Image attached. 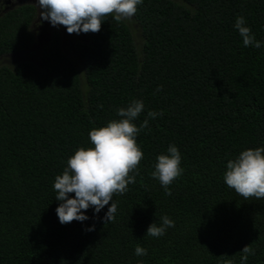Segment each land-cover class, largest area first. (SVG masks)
<instances>
[{"label": "trees", "instance_id": "trees-1", "mask_svg": "<svg viewBox=\"0 0 264 264\" xmlns=\"http://www.w3.org/2000/svg\"><path fill=\"white\" fill-rule=\"evenodd\" d=\"M36 14L33 5L0 8V264H240L249 244L247 264H264V199L245 200L223 180L230 159L264 146V0H143L140 43L109 16L74 57L57 32L38 61L3 63L34 48ZM238 15L261 48L244 46ZM132 99L145 105L137 126L150 110L163 115L136 137L140 174L114 195L115 220L103 219L110 201L61 224L55 176ZM172 144L184 171L166 195L151 172ZM164 215L174 227L146 236ZM137 245L148 254L135 255Z\"/></svg>", "mask_w": 264, "mask_h": 264}, {"label": "clouds", "instance_id": "clouds-1", "mask_svg": "<svg viewBox=\"0 0 264 264\" xmlns=\"http://www.w3.org/2000/svg\"><path fill=\"white\" fill-rule=\"evenodd\" d=\"M42 10L40 16L51 25H63L69 34L99 32L102 22L112 16L116 22L131 19L137 6L143 0H38ZM244 46L262 47L244 16L238 15L234 24ZM158 86L156 91H162ZM141 99H132L126 107L117 109L119 119H111L102 127H93L89 132L91 146L79 147L67 159L62 174L55 176L53 188L55 199L61 203L56 208L61 224L89 219L86 211L92 207L99 213L106 205H111L104 216L105 225L115 220L118 202L114 195L128 192V185L136 182L143 151L137 143V135L148 128L149 119H155L162 112L150 110L140 126L134 121L144 110ZM181 152L175 145H169L167 154L156 157L151 176L159 181L166 195H171L170 185L183 174ZM224 183L245 200L255 197L264 199V146L247 148L234 159H230L223 174ZM74 193V196H70ZM174 221L167 215L149 225L146 236H163ZM87 231L94 230V225ZM240 264H247L249 255H255L251 244L243 247ZM147 249L137 245L135 255H147ZM143 264V262H139ZM220 264H234V260L221 257Z\"/></svg>", "mask_w": 264, "mask_h": 264}, {"label": "rangeland", "instance_id": "rangeland-1", "mask_svg": "<svg viewBox=\"0 0 264 264\" xmlns=\"http://www.w3.org/2000/svg\"><path fill=\"white\" fill-rule=\"evenodd\" d=\"M126 21L131 26L137 42L140 43L141 42L140 27L135 17L133 16L131 19H126ZM58 27L61 28L62 37L64 38V47L66 51L69 53V55L74 57L76 55L75 45L77 44V41H86L88 38L87 35L83 32H80L79 34L77 33L69 34L67 32V28L63 25H59V26L50 25L47 27V31H51L50 28H53L52 31L55 32L56 28ZM39 52H40V47L35 46L29 51L18 52L14 55L6 56L1 60L3 63H7V64H14L20 60L38 61Z\"/></svg>", "mask_w": 264, "mask_h": 264}, {"label": "flooded vegetation", "instance_id": "flooded-vegetation-1", "mask_svg": "<svg viewBox=\"0 0 264 264\" xmlns=\"http://www.w3.org/2000/svg\"><path fill=\"white\" fill-rule=\"evenodd\" d=\"M38 0H1L0 1V8L1 10L5 11L17 6H23V5H33L36 8V17L33 19L32 23H31V30L34 32L35 36H36V43L34 44L35 46L40 47V49L47 44L52 36L55 33H61V28H56L55 32L52 31L53 28H50V30L52 31H47V27L51 25L50 21H45L42 19V17L40 16V12L42 11L39 8L38 5ZM64 39V38H63Z\"/></svg>", "mask_w": 264, "mask_h": 264}]
</instances>
